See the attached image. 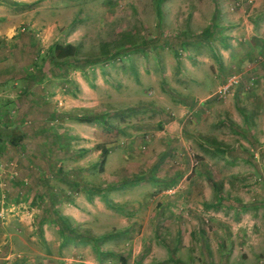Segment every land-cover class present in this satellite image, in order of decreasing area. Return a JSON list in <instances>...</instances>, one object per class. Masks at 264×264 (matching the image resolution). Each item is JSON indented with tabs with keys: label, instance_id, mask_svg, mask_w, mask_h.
<instances>
[{
	"label": "rangeland",
	"instance_id": "1",
	"mask_svg": "<svg viewBox=\"0 0 264 264\" xmlns=\"http://www.w3.org/2000/svg\"><path fill=\"white\" fill-rule=\"evenodd\" d=\"M210 4L211 0H0V41L8 42L21 32V27L27 26L26 37L33 38L44 51L52 47L55 59L62 61L76 52L79 58L76 66L81 67L60 78L68 92H61L60 101L74 121L90 115L103 123L107 120L108 125H101L107 132L101 138L103 144L117 143L120 137L122 141L129 138L132 152L138 155L136 150L163 130L164 123L178 119L179 134L190 142L186 159L193 164L201 161L205 164V158L197 153L200 150L210 147L233 150L235 154L230 161L235 162V170L242 177H249L245 181L260 177L264 182V0H257L259 10L249 11L251 16L256 15L257 22L256 35H250L255 58L232 43H228L227 49L236 48L233 56L236 58L210 57L211 49L204 48L207 43L200 33L207 30L205 20L210 18ZM244 29L248 31L246 26L243 27L246 33ZM174 30L177 34L172 33ZM209 32L215 36L216 29L210 28ZM210 45L215 43H208V48ZM122 48L125 57L112 59L115 49ZM103 53L107 57L101 63L92 60ZM53 72L57 73L55 69ZM228 77H234L237 85L224 100H216L213 93ZM80 82L95 98L83 96ZM76 99L97 103L87 109L91 114H86L76 111L77 107L70 110ZM79 149L68 150V166L59 171L63 174L68 168L69 173L61 176L66 185L55 188L53 199L80 208L78 199L91 201L97 191L93 186L99 181L96 173L107 157L94 158L81 154ZM141 151H147L143 162L156 157L153 150ZM24 158L14 150L0 153V264H123L122 257L126 254L122 246L108 252L107 243H112L108 227L98 231L91 225L86 229L85 223L90 219L83 223L82 235L81 229L74 234L59 232L58 220L47 211L50 204L47 189L39 194L37 208L16 204L12 184L18 176L6 170L9 163H18L15 160L24 164ZM99 159L100 166H96ZM110 163L119 160L111 159ZM38 178L44 180L43 176ZM193 190L198 199L209 194L210 189L205 187L201 191L195 183ZM27 192L34 194L32 190ZM95 197L98 196L93 198L98 211L102 204ZM31 208L37 212L32 214ZM196 214H201V209ZM139 253H135L133 262H139ZM258 253L253 254L256 261L250 264H264V249ZM187 254L180 249L170 255L163 248L145 252L142 261L150 264L155 255L156 262L172 264L174 257ZM169 259L172 263L167 262Z\"/></svg>",
	"mask_w": 264,
	"mask_h": 264
},
{
	"label": "crops",
	"instance_id": "2",
	"mask_svg": "<svg viewBox=\"0 0 264 264\" xmlns=\"http://www.w3.org/2000/svg\"><path fill=\"white\" fill-rule=\"evenodd\" d=\"M210 5V18L205 20L207 30L200 32L207 43L204 48L211 49L210 57L236 58L233 57L236 48L227 49L228 43H232L255 58L250 35H256L257 22L256 15L251 16L249 11L259 10L257 0H211ZM168 10L169 7L166 12ZM245 26L246 33L243 32ZM26 28L21 27V32L8 42L0 41V153L14 150L24 155L28 164L26 168L19 160H15L17 164L9 163V168L11 165L18 176L12 184L16 204L37 208L39 194L47 189L50 197L47 211L58 220L59 232L73 234L81 229L79 234L82 235L83 223L90 219L85 223L86 229L93 225L99 231L106 226L112 240L111 244L107 243L108 252L122 246L126 254L122 257L123 264H146V260L142 261L145 252L163 248L170 251V255L180 249L188 253L174 257L173 263L167 260L172 264H250L256 261L255 255L264 249V182L261 178L245 181L249 177H242L243 174L235 170V162L230 161L235 154L233 150L211 147L200 150L198 155L207 163L193 164L186 159L190 142L179 134L178 119H170L164 123L163 130L147 139L150 142L144 144L146 147L141 149L142 145L136 150L141 156L132 152L129 138L124 137L122 141L120 137L117 143L103 144L101 138L107 132L101 125H108L107 120L103 123L90 115L85 121H74L68 116L69 110L56 108L55 101H60L64 91L62 73L55 74L48 68V52L39 49V43L33 38L26 37ZM210 28L216 29L215 36L209 32ZM172 33L177 34L175 30ZM211 41L215 46L208 48ZM80 85L83 96L95 98L82 82ZM73 102L75 106L70 110L77 107L76 111L86 114H91L87 109L97 103L79 99ZM123 135L126 136L125 130ZM189 136L196 142L193 135ZM219 139H215L217 143ZM78 148L81 154L94 158L100 156L101 151L107 153L105 165L96 173L99 181L93 184L97 191L91 201L79 198L80 208L53 199L55 188L66 185L61 176L69 173L68 168L63 174L59 171L68 166V150ZM141 150H153L156 157L143 162L147 151ZM100 159L96 166H100ZM111 159H118L119 163L112 165ZM38 176H43L44 180ZM195 183L201 191L209 188V194L197 199L193 190ZM94 195L102 204L98 211H95ZM59 205L62 206L58 208ZM200 209L201 214H196ZM30 211L37 212L33 208ZM105 219L109 221H103ZM137 252H140L139 262H133ZM164 263L156 262L153 255L150 264Z\"/></svg>",
	"mask_w": 264,
	"mask_h": 264
},
{
	"label": "trees",
	"instance_id": "3",
	"mask_svg": "<svg viewBox=\"0 0 264 264\" xmlns=\"http://www.w3.org/2000/svg\"><path fill=\"white\" fill-rule=\"evenodd\" d=\"M53 48L52 47H49L48 49H47V52H48V56H47V61H48V68L49 69H51L52 71L55 69V71H57V73H62L61 74V78L63 77V75L64 76H66V74L67 73H69V72H71L72 70H75V69H78V68H80L81 66H76L77 65V61H78V56H77V53L75 52V54L74 55H71V56H66L65 58H64V60H62V61H59V60H57V59H55L53 56H52V50ZM125 55H126V53H125V49L124 48H122V49H115V51H114V53H113V55H112V59H118V58H120V57H122V56H124L125 57ZM105 57V58H104ZM106 54L105 53H103L100 57H97V58H95V59H92V60H94V62H99V61H101V59H103V60H105L106 59ZM64 61V62H63ZM106 62H108V61H106ZM61 63V66H59V64ZM70 63H72L73 65H71ZM99 63H101V62H99ZM75 65V66H74ZM63 67H65L66 68V70L64 71L62 68ZM64 72V73H63ZM63 82V81H62ZM61 82V83H62ZM62 92H64V93H68L67 92V90H64V91H62ZM86 117H82V118H77V120L78 121H85L86 119H85ZM214 146H217L218 144L217 143H215V142H213L212 143ZM107 153L105 152V151H101L100 152V158L101 159H103L104 158V156L106 155ZM101 169L102 168H100L99 169V171H101ZM70 234V233H69ZM73 234H74V232H73Z\"/></svg>",
	"mask_w": 264,
	"mask_h": 264
},
{
	"label": "built area",
	"instance_id": "4",
	"mask_svg": "<svg viewBox=\"0 0 264 264\" xmlns=\"http://www.w3.org/2000/svg\"><path fill=\"white\" fill-rule=\"evenodd\" d=\"M237 85V80L234 77H228L226 81L217 87L216 91L213 93V96H215L216 100H224V98L229 94V91ZM56 106L59 108H62V102L57 101ZM79 116V115H77ZM10 175H15L16 172L13 170L12 166L10 165L9 170L6 171ZM1 183H0V189H1Z\"/></svg>",
	"mask_w": 264,
	"mask_h": 264
},
{
	"label": "clouds",
	"instance_id": "5",
	"mask_svg": "<svg viewBox=\"0 0 264 264\" xmlns=\"http://www.w3.org/2000/svg\"><path fill=\"white\" fill-rule=\"evenodd\" d=\"M72 71H73V70H72ZM64 87H65V86H64ZM56 102H57V101H56ZM55 106H56V105H55ZM56 108L59 109V107H57V106H56ZM64 108L66 109V107L63 106L62 109H64ZM77 115H79V114H76V116H77ZM79 116H80V115H79ZM77 117H78V116H77Z\"/></svg>",
	"mask_w": 264,
	"mask_h": 264
}]
</instances>
